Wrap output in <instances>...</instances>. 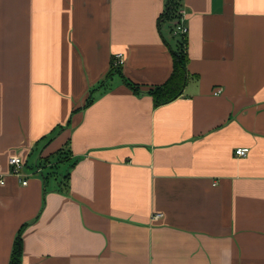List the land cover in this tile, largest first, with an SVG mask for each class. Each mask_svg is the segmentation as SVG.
<instances>
[{
    "label": "crops",
    "instance_id": "0c3cea01",
    "mask_svg": "<svg viewBox=\"0 0 264 264\" xmlns=\"http://www.w3.org/2000/svg\"><path fill=\"white\" fill-rule=\"evenodd\" d=\"M181 3L155 106L165 0H0V264L23 226L21 264H264V0Z\"/></svg>",
    "mask_w": 264,
    "mask_h": 264
},
{
    "label": "trees",
    "instance_id": "16d2710c",
    "mask_svg": "<svg viewBox=\"0 0 264 264\" xmlns=\"http://www.w3.org/2000/svg\"><path fill=\"white\" fill-rule=\"evenodd\" d=\"M181 2L182 0H165V11L161 17V21H165L168 23L170 27L171 35L173 38L176 39V46L174 49L170 45V49L173 56V71L171 76L163 85H158L147 90V92L152 96L155 106L166 104L178 98L182 94L185 84L187 82V62H188L187 35L188 34L187 35L174 34L175 28L181 19V14H180V9L182 6ZM121 68L122 65H117L115 61L112 60L111 69L107 74L105 81L110 79V77L114 74L122 75ZM122 77L126 82V84L135 93L140 94L143 92V90L139 85H136L135 83L129 81L123 75ZM104 83L105 82H103L102 84ZM93 94H94V90L90 92L89 96L86 99L85 105L82 108L87 107L94 100ZM59 153L63 154L62 150L59 151ZM58 159H61V157H59ZM47 162H49V160H47ZM43 176L45 180L48 179L47 176H45L44 174ZM67 177L68 175L64 176V179ZM24 228L25 227L23 226L19 230V233L15 239L9 264H21L22 254H23L22 234Z\"/></svg>",
    "mask_w": 264,
    "mask_h": 264
},
{
    "label": "built area",
    "instance_id": "2783aa9c",
    "mask_svg": "<svg viewBox=\"0 0 264 264\" xmlns=\"http://www.w3.org/2000/svg\"><path fill=\"white\" fill-rule=\"evenodd\" d=\"M181 19L180 22L177 24L174 34L175 35H187L188 34V28L185 26L183 22V10L180 9ZM113 60L117 65H123L124 63V57L121 53L114 56ZM220 92V90H217L216 93ZM250 149L247 147H239L235 150V155L238 157H246L249 153ZM24 167L25 162L21 155L14 154L9 158V174L15 175L18 178H22L24 176ZM37 172H41V169L38 167ZM22 184L27 185L28 180L22 179ZM6 183V174L2 172L1 166H0V185H5Z\"/></svg>",
    "mask_w": 264,
    "mask_h": 264
},
{
    "label": "rangeland",
    "instance_id": "374dc122",
    "mask_svg": "<svg viewBox=\"0 0 264 264\" xmlns=\"http://www.w3.org/2000/svg\"><path fill=\"white\" fill-rule=\"evenodd\" d=\"M55 172L59 175L64 173L63 170H60V165H58L57 168H55Z\"/></svg>",
    "mask_w": 264,
    "mask_h": 264
}]
</instances>
